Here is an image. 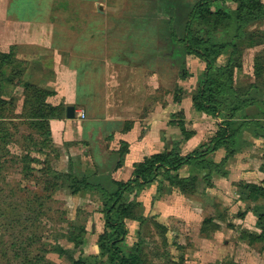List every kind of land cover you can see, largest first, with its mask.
<instances>
[{"label":"rangeland","instance_id":"1","mask_svg":"<svg viewBox=\"0 0 264 264\" xmlns=\"http://www.w3.org/2000/svg\"><path fill=\"white\" fill-rule=\"evenodd\" d=\"M197 1H179L183 17L187 4ZM258 2L262 17L243 30L240 5L232 0L212 3L223 18L192 25L193 40L225 47L215 58L217 68L233 59L234 94L217 79L206 108H199L207 65L180 44L175 63L162 66V88L152 93L161 107L137 121L129 137L132 152L115 134L104 154L101 148L92 154L77 126L65 132L56 123L66 119L65 90L54 80L62 67L26 46L41 42L47 26L78 25L84 18L66 16L62 1L47 21L25 15L29 0H0V264H110L108 196L118 183L135 180L136 170L156 154L193 159L177 172L156 161L151 182L132 183L121 201L130 206L122 250L137 253L143 264H264V0ZM145 3L156 7L153 0ZM164 5L174 8L168 13L178 11L176 0ZM166 25L171 31L173 18ZM236 99L249 105L232 118ZM49 113L48 125L40 123ZM228 120V138H221ZM99 154L113 156L111 164Z\"/></svg>","mask_w":264,"mask_h":264},{"label":"crops","instance_id":"2","mask_svg":"<svg viewBox=\"0 0 264 264\" xmlns=\"http://www.w3.org/2000/svg\"><path fill=\"white\" fill-rule=\"evenodd\" d=\"M29 1V14L27 8L22 9L29 18L44 16L48 21L56 1L66 3V16L84 18L78 25L68 21L47 26L41 42L26 44L51 55L49 64L62 67L54 80L64 87L65 113L67 107H75L76 119L56 123L62 124L65 132L67 127L77 126L76 135L93 149L92 154L98 148L104 154L106 140L115 134L120 136H116L117 143H126L132 152L129 137L135 134L137 121L160 106L152 93L162 88L161 74L166 71L162 66L175 63L179 44L169 38L166 19L173 18V28L181 38L191 6L187 4L183 17V10L178 9L182 0H176L178 11L171 13L167 11L174 8L164 5V0H153L155 8H145L148 0ZM35 2L40 4L39 10L32 7ZM101 154L109 166L107 161L113 156L103 159ZM114 157L120 159L121 154Z\"/></svg>","mask_w":264,"mask_h":264},{"label":"trees","instance_id":"3","mask_svg":"<svg viewBox=\"0 0 264 264\" xmlns=\"http://www.w3.org/2000/svg\"><path fill=\"white\" fill-rule=\"evenodd\" d=\"M215 0H199L195 4H193L190 8L189 14L187 16L185 26H184V32L182 34V37L179 38L177 31L171 27V31L169 33V38L173 43L184 45V48L188 54L195 55L196 57L200 58L201 60L206 63L207 67L204 72V83L202 87L200 88L199 95L197 97V100L199 101V108H206L207 101L205 99L206 93L209 92L211 89V85H213V82L218 80H224L226 83L223 85V87H226V90L231 94H234L230 84L232 83L233 76H234V62L233 59H230L226 66L217 68L215 66V58L220 55V53L225 49L223 45H219L216 43H210L207 41H198L193 40L192 35V25L194 22L199 20H205L207 18L212 19H221L226 15V13H223L222 10L218 8L212 7V3ZM234 2L239 3L240 5V15L237 17V20L240 22V30H243L249 23L252 21H255L262 17V10L261 7H258L256 3H259L258 0H232ZM242 10L246 12L249 16V19L247 20L242 15ZM243 12V13H244ZM5 60L1 59L0 55V66L4 65ZM217 69V71H214ZM218 73L219 78H214L213 74ZM218 82V81H217ZM216 82V83H217ZM32 89H34V86H31ZM221 87V86H220ZM231 94V95H232ZM249 105V102H241V100L236 99L235 101V107L231 110V116H235V113L242 110L243 108L247 107ZM213 108L214 111H216L215 105L210 106ZM210 111V109H208ZM44 113V112H43ZM51 113L47 114V117L45 114L41 115V121L40 123H43L44 125L47 124V119H49ZM232 116V118H233ZM40 115L38 114L35 118L39 119ZM47 118V119H46ZM46 119V121H45ZM57 119L58 116H57ZM231 125V120H228L226 122V131L222 134L221 138H228L229 135V126ZM225 127V126H224ZM43 128V127H42ZM218 143V144H217ZM222 141L219 139L216 141L217 145H220ZM217 147L215 146L214 149H211L215 151ZM193 157H188L184 160L177 159L173 156H168L164 154H156L152 157L151 160H148L146 164L141 165L136 172L134 173L135 180H130L128 183H118L117 190L110 194L108 196V205L105 210V221H106V228L113 230V234L110 236L109 239H107L106 248L110 253V264H143L142 259L140 256L136 254H126L122 248L120 247V244L124 241L127 230L124 223V217L130 213V209L124 204H122V198L125 195V193L130 189V186L134 181H141L142 184H146L151 182L155 175H152V167L153 164L158 161L161 162L164 167H167L169 171L177 172L180 170V168L184 165H190L192 163ZM114 214V215H113ZM261 219V218H260ZM264 219V217H262ZM263 221V220H262ZM262 238V236H260Z\"/></svg>","mask_w":264,"mask_h":264},{"label":"water","instance_id":"4","mask_svg":"<svg viewBox=\"0 0 264 264\" xmlns=\"http://www.w3.org/2000/svg\"><path fill=\"white\" fill-rule=\"evenodd\" d=\"M75 111H76L75 107H73V106L67 107L66 118L68 120L76 119V112Z\"/></svg>","mask_w":264,"mask_h":264},{"label":"built area","instance_id":"5","mask_svg":"<svg viewBox=\"0 0 264 264\" xmlns=\"http://www.w3.org/2000/svg\"><path fill=\"white\" fill-rule=\"evenodd\" d=\"M82 117H84V116L82 115Z\"/></svg>","mask_w":264,"mask_h":264}]
</instances>
